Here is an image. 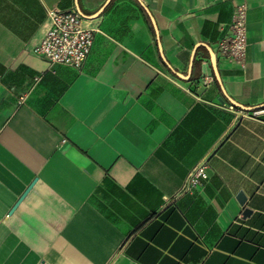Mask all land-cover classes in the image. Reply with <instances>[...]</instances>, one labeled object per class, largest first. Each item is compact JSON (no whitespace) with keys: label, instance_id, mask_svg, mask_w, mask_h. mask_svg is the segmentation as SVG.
I'll list each match as a JSON object with an SVG mask.
<instances>
[{"label":"crops","instance_id":"1","mask_svg":"<svg viewBox=\"0 0 264 264\" xmlns=\"http://www.w3.org/2000/svg\"><path fill=\"white\" fill-rule=\"evenodd\" d=\"M52 8L80 71L32 53ZM0 264H264V0H0Z\"/></svg>","mask_w":264,"mask_h":264},{"label":"built area","instance_id":"2","mask_svg":"<svg viewBox=\"0 0 264 264\" xmlns=\"http://www.w3.org/2000/svg\"><path fill=\"white\" fill-rule=\"evenodd\" d=\"M246 9L244 3L235 7L233 18L218 42L220 56L239 66L244 65L247 47ZM45 24L43 36L32 53L49 64L66 65L80 71L89 55L96 30L85 25L83 17L75 10L59 8L47 11ZM229 108L233 109L232 106ZM208 169V162L198 164L189 174L185 189L191 191L201 187L208 179Z\"/></svg>","mask_w":264,"mask_h":264},{"label":"water","instance_id":"3","mask_svg":"<svg viewBox=\"0 0 264 264\" xmlns=\"http://www.w3.org/2000/svg\"><path fill=\"white\" fill-rule=\"evenodd\" d=\"M25 194V193H24ZM24 194L20 197V199L18 200V201H20L23 197H24ZM237 199H238V201L242 204V203H244V201H245V196L243 195V193H239L238 195H237ZM249 213V210H247V209H245L244 210V212H243V215H247Z\"/></svg>","mask_w":264,"mask_h":264}]
</instances>
